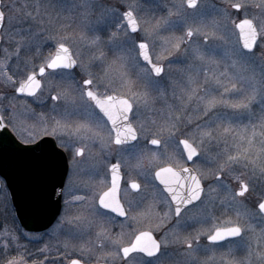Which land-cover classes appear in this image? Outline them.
Here are the masks:
<instances>
[{"label": "snow or ice", "instance_id": "snow-or-ice-1", "mask_svg": "<svg viewBox=\"0 0 264 264\" xmlns=\"http://www.w3.org/2000/svg\"><path fill=\"white\" fill-rule=\"evenodd\" d=\"M151 2L167 14L159 18L142 15L145 10L141 0H126L123 10L109 7L102 0H11L8 5L0 0V42L9 45L0 49V82L14 89L10 104L14 109L20 96L43 104L41 95L47 87L49 95L45 99L52 101L49 112L54 113L37 115L25 105L22 120L7 117L6 123L5 109L0 108V128L11 125L27 144L35 143L41 133L52 136L58 142L53 148L71 151L73 162L84 157L89 143L99 142L102 150H108L91 169L94 175H99L101 168L110 174V184L101 181L106 190L93 196L89 211L94 217L115 213L127 219L128 211L145 199L140 196L141 183L130 180L125 195L133 190L140 199L129 200L125 208L121 199L123 168L138 175L149 173L163 186L162 192L167 194L164 217L175 221L171 238L165 234L157 239L149 227L138 229L134 239L125 243L123 233L114 238L100 223L95 241L81 245V259H73L70 264H83L97 248L101 250L97 264L101 260L110 264H157L158 254L170 246L180 249L183 259L177 264H264V194L254 209H247L240 199L255 187L253 181L264 184V0L230 2L229 8L243 13L238 21L231 18L228 8L214 9L219 18L209 20L200 0H178L171 7L161 5L159 0ZM249 7L257 12L249 15ZM77 18L81 30L69 31ZM177 30L181 35H160ZM99 33H107V39ZM103 45L119 54L105 64L103 76L97 77L89 68L92 62L106 61ZM258 46L260 56L255 52ZM81 48L93 50L87 65L81 59ZM30 51H34L32 57L22 58V52ZM13 59L16 67L10 74ZM173 63L186 64L187 68L183 83L173 84L169 103L163 82ZM77 68L83 77L79 80L73 74ZM48 76H59L70 81V86L58 91ZM158 101L163 102L162 108L156 107ZM189 111L196 114L194 126ZM29 117H34L40 127L27 124ZM245 120L248 123H243ZM76 142L82 146L74 147ZM113 145L115 162L106 163L112 158ZM149 145L160 147L152 150ZM213 146L219 149L215 156L209 154ZM182 160L193 165L203 160L215 168L204 171L187 167ZM236 167L250 169L252 175L247 179L244 174L235 175ZM225 175L238 183V190L224 182ZM209 180L217 188L209 185L206 192L205 182ZM219 191L225 193L223 198L213 195ZM205 196L211 207L206 206L200 215L184 216L188 206L205 203ZM74 199L84 202L87 197ZM218 199L219 206L226 210L224 216L213 212ZM232 211L234 216L227 215ZM72 222L77 225L72 233L76 236L97 226L94 218L82 215L69 220ZM194 225L200 227L187 231ZM181 230L187 234L181 235ZM17 232L14 225H0V250L6 254L15 248L19 253L4 264H27L28 254L16 243ZM202 238L208 243L202 244ZM105 247L112 250L104 252ZM220 249L224 251L217 256ZM237 252L245 255L237 257ZM200 254L206 258L201 260Z\"/></svg>", "mask_w": 264, "mask_h": 264}, {"label": "rangeland", "instance_id": "rangeland-1", "mask_svg": "<svg viewBox=\"0 0 264 264\" xmlns=\"http://www.w3.org/2000/svg\"><path fill=\"white\" fill-rule=\"evenodd\" d=\"M4 2H11V0H4ZM230 2H236V0H226V4L229 14L232 19L235 18L234 10L229 8V3ZM10 4V3H9ZM249 15L254 14L257 12L256 9L249 7L248 9ZM243 14V13H242ZM65 15H68V13H65ZM80 24H79V19H75L72 22V27L69 29V31H80ZM101 35V33H99ZM91 35V34H90ZM161 36H166V34H163L162 32L160 33ZM2 48L7 46L6 42H2ZM161 44L157 46L159 49ZM82 51V56L81 59L84 64H89V60L91 55L93 54L92 50H89L88 48H81ZM256 55L260 56L261 54V47L258 46L255 50ZM106 56V61L101 62V61H95L92 62L91 67V72L95 74L97 77H102L104 74V67L105 64L108 61H111L114 59L116 55L119 53L114 50V49H109L104 52ZM98 55V53H96ZM217 59H220V57H217ZM16 66L10 65L9 72L10 74L13 73L14 69ZM23 67V65H21ZM187 65L183 63H173L171 65V71L168 72V75L165 77L164 80V87L167 89L169 93V103H171V97L170 93L172 91L173 84L176 85H181L183 83V73L186 71ZM78 69V68H77ZM80 71V69H78ZM16 78H19V74H16ZM7 85L3 82H0V92H4L6 89ZM155 95V94H154ZM163 102L158 101L156 107L157 108H162ZM193 117V126L195 124V113H192L189 111L188 113ZM157 119H159L157 117ZM243 123H248V121H243ZM181 138H183L181 136ZM259 140V138H258ZM144 141L141 140V144H143ZM79 145L76 143L74 144V147H78ZM160 146L154 147L149 145V148L152 150L158 149ZM219 149H216L214 146L210 149V155L215 156L216 151ZM108 150H102L101 146H94V147H89V152L88 154H102L106 155ZM169 152H171V148H169ZM111 153L112 155L116 156V148L113 146L111 147ZM68 154V163H69V168L67 172V176L65 177V185L63 188V195L61 197L62 200V208L53 222V224L47 228L44 231L41 232H27L21 229V227L18 225L16 222V219L13 214L12 206L7 194V190L4 186L3 180L0 178V225H14L17 229L18 232L16 233L19 236V240L16 242L18 243L21 247V251L26 252L28 255L25 256V259L27 261V264H33V261L40 262L44 261L45 264H68V262L72 258H79L81 259V254L79 252V249L81 245H84L86 242H94L96 237L95 233L96 231L99 230L98 225L96 227H93L91 229H88L83 236H76L73 235L76 231L77 225L75 222L69 223V220H72L73 217L77 215H82V216H87L89 218H95L93 216V212L83 210L81 206L77 204L75 197L79 196H85L84 193H90L93 192L92 194H99L104 188L105 185L101 183L102 180L108 181L107 175L104 174L106 173L103 172V179H102V174L101 170L99 175H94L91 171L92 166L98 161V159L92 160V161H86V160H81L78 162L79 158H76V161L73 162L72 160V155L71 151H67ZM78 162V163H77ZM134 162V161H133ZM184 165L186 164V161H181ZM146 168L148 167L147 162L145 163ZM192 167H198L201 168L204 171H208L209 169H214L215 165L211 163H206L203 160H197L196 164L193 165L190 163ZM234 174L235 175H240L244 174V178L247 179L249 176L252 175L250 169H246L243 167H236L234 169ZM225 183L229 184L230 187L233 190H238V183L232 179L230 176L225 175L222 177ZM206 186L208 188L209 185L213 189L217 188V185L214 181L209 180L206 181ZM253 184L255 185L252 190H250L249 193H246V196L244 198H240L242 201V204L246 206L247 209H254L256 208L257 203L259 202V199L262 194H264V184H261L259 180L253 181ZM251 187V186H250ZM207 192V190H206ZM213 195H218L220 198H223L225 196V193L223 191H219L218 193H213ZM87 200H89L87 198ZM205 200L207 201V197H205ZM65 201L68 203L66 204ZM208 207H211V205H208ZM204 203V204H205ZM201 203L190 208L187 212L184 213V216H195L197 214H200V207ZM84 208V207H83ZM86 209V208H85ZM240 211H245V207L240 208ZM143 212H148L147 208L143 210ZM213 212L217 216H224L226 210L225 208H222L219 206V199L216 201V205L213 209ZM234 211L232 212H227V215H232L234 216ZM169 222V220H168ZM175 223V222H174ZM120 224H113L112 226H105L107 229L110 230L112 236H117L118 234L122 233L123 228L119 226ZM200 225H194L192 228H189L187 231H194L195 229L199 228ZM151 228L158 233L160 231L159 226H151ZM175 228L174 226H171L169 229H166L164 232H162V236L165 234H168L169 237L171 238L172 232ZM125 229H130L132 233L137 231L138 227H129ZM27 235H24V234ZM130 234V237L133 236V234ZM187 234L184 230H181V235ZM126 237V235H123V239ZM202 244H206V240L204 238L201 239ZM3 240L0 238V243H2ZM65 245L68 247L66 248ZM47 246V248H46ZM45 251L41 252V249H45ZM105 248L103 249V251ZM224 251V249H220L217 251V256H219L220 252ZM1 254V264H4L5 260L12 257L16 256L19 253L15 248H12L9 250L6 254L3 252V250H0ZM101 255V250L99 248L96 249L94 255L90 259H85V260H97L96 257ZM208 255H211L209 253ZM237 257H243L245 253L243 252H237L236 253ZM47 258V259H46ZM204 254H200V259L203 260L205 259ZM183 259L180 256V249L177 246H170L167 250H163L162 254L159 255V259L157 261V264H177L179 260ZM103 261V260H102ZM110 263V262H107ZM135 264V263H134ZM138 264V263H137Z\"/></svg>", "mask_w": 264, "mask_h": 264}, {"label": "flooded vegetation", "instance_id": "flooded-vegetation-1", "mask_svg": "<svg viewBox=\"0 0 264 264\" xmlns=\"http://www.w3.org/2000/svg\"><path fill=\"white\" fill-rule=\"evenodd\" d=\"M125 2H126V0H102L103 4L108 5L109 7H114V8H118L121 10H123V4ZM173 2H178V0H159V3L161 5L167 4L169 7H171ZM9 3H11V2H7V4H6V2H4L5 5H8ZM141 3L143 4V8L145 10L142 13V15H145L148 17H151L154 15L157 18H159L160 16H164L167 14L166 11H164L162 9H156L154 4L151 2V0H141ZM200 3L203 6H205V10L207 12V17L209 20H211L213 18H219L218 14L214 11V9H224L227 7L226 0H200ZM233 10H234V14H235L234 19H236L238 21L239 19L243 18L242 13H238L237 10H235V9H233ZM98 14H99V11L97 10L96 15H98ZM93 18H95V16ZM162 33L166 34V36H169V35L179 36V35H181V32L179 30L175 31L174 33H170V32H162ZM101 36L103 39H107V33H101ZM159 43L160 42L158 41L157 46L159 45ZM2 45H3L2 42H0V49L5 48V47L2 48ZM6 47H9V45L7 44ZM102 48H103L104 52L110 49L106 45H103ZM47 51H48L47 48L43 49V54L46 55ZM33 55H34V51L21 53L22 58L32 57ZM2 58H3V52L0 51V59H2ZM35 63L39 64L40 63L39 59H36ZM10 65L16 66L15 59L10 61ZM21 65H23V64L21 63ZM89 71H91V69H89ZM73 74L76 76V79H78V80L83 78L81 75V72L78 69H74ZM47 80L55 83L57 85L56 90H58V91H63L65 89H67L71 83L70 81L61 80L59 76H48ZM5 89L6 90L4 92H0V95L7 97V98L0 99V108L5 109L4 114L6 116V120H5L6 123H7V117H15L17 119V121L22 120L23 117L21 116V113H23L25 111V108H24L25 105H27L28 108L33 110L37 115H39L40 113H48L49 115H54V113L49 112V109L51 108V105H52V101L50 99H45L49 95V89L47 87L45 88L43 95H41V100L44 101L43 104L35 101L31 97L20 96V98L15 102V108L14 109H13L12 105L10 104V99L13 95L14 89L11 86H7ZM51 94L54 95L55 91H53ZM17 95H19V94H17ZM73 119H78V117H73ZM26 123L29 125L36 124L38 128L40 127L39 122L34 117H29V119L26 121ZM7 129L15 137V139H17L20 143L27 144V143L22 142V139L16 135V133L13 131L11 125H8ZM42 137H51L54 140L55 144L58 143L54 137L44 136L43 133H41V136L37 137V140H39ZM66 140H68L70 144L72 143V141L67 137H66ZM76 143L79 145L78 147L82 146L79 142H76ZM97 145L101 146L99 144V142L89 143L87 145L84 157H77V158H79L78 162L81 160H86L89 162V161H92L95 159H98V160L103 159V157L105 155H102V154H99V155L94 154L93 155V154L87 153V152H89V147H94V146L97 147ZM113 147L116 148L114 145H113ZM154 147H157V146H154ZM63 152L65 153V156L67 159V165L69 168L67 151H63ZM115 158H116V156L112 155V158L110 160L106 161V163H114ZM145 163H146V161H145ZM190 163L191 162H189V163L186 162L185 166L186 165L191 166ZM145 168H146V166H145ZM102 169H103V172H105V169L104 168L100 169L101 174H102V179H103ZM67 172H68V169H67ZM121 175H122L121 199H122V202L125 204V208L126 209L128 208V201L129 200H138V199H140V196L145 197V199L142 201V203L138 207H132L128 211V218L127 219L125 217L117 216L115 213H109L108 215L103 216V217H95L94 219L97 221V225H99L100 223H103L105 226H107V225L112 226L113 224L119 223L120 224L119 226H121L123 228L122 233L126 235V237L124 238L125 243H127V241L129 239H134V233L136 232L135 231L134 233H132L130 231V229H125V227L129 228V227L133 226V227L140 228L139 230H147L151 226H159V227H161L160 231L158 233H156L154 231L153 234L156 236L157 239H160L162 232H164L166 229H169L171 226H174V224H175L174 223L175 221L173 218H171V217L165 218L164 217V213L167 212V206H166L167 194L162 192V187L160 186V184L157 182V180H154L153 176L149 173L138 175L137 172L131 171L129 168H123ZM66 176H67V174H66ZM107 178H108L107 182L110 184V174L107 175ZM65 180H66V178H65ZM65 180H64V185H65ZM130 180H136L137 182L141 183V185L143 187V191L140 193V196H138L133 190H129L127 195H125L124 189H126L128 187L127 182ZM64 185H63V188H64ZM207 189L208 188H207L206 183H205V190H207ZM103 190H106V188H104ZM92 193L93 192L84 193V195H85L84 197H87L89 200H86L84 202H81L79 200L77 201V204L79 206H81V208L83 210L88 211L92 207L93 196H94V194H92ZM61 197H62V194H61ZM205 197H207V196H205ZM205 202H207V201L205 200ZM198 204H200V203L197 202L195 205L188 206V208L185 212H187L190 208H192ZM257 205H258V203H257ZM257 205H256V207H257ZM206 206H207V203H205V204L201 203L200 214ZM97 207H98V201H97ZM61 208H62V200H61L60 211H61ZM145 208H147V210H149V208H151V211H148L147 215H141V213H144L143 210ZM100 212L107 213V210L100 209ZM200 214H197V215H200ZM197 215H195V216H197ZM133 217H136V219L133 220L132 219ZM168 220H169V222H168ZM131 233L133 234V236L130 237ZM113 237L115 238L116 236H113ZM206 242H207V240H206ZM201 243H202V240H201ZM111 250L112 249L110 247H105L104 252L111 251ZM141 255H143V254H141ZM159 255L160 254H158V256ZM0 256H1V254H0ZM72 259H79V258H72ZM149 259H151V258H149ZM83 263H97V260H84ZM99 263L110 264V263H107L106 261H102V260ZM134 263L137 264L138 261H134L133 264ZM0 264H1V257H0ZM117 264H119V262H117Z\"/></svg>", "mask_w": 264, "mask_h": 264}, {"label": "water", "instance_id": "water-1", "mask_svg": "<svg viewBox=\"0 0 264 264\" xmlns=\"http://www.w3.org/2000/svg\"><path fill=\"white\" fill-rule=\"evenodd\" d=\"M54 144L51 137L22 144L8 129L0 128V178L15 219L27 232L47 229L60 212L68 165L65 153L54 149Z\"/></svg>", "mask_w": 264, "mask_h": 264}]
</instances>
